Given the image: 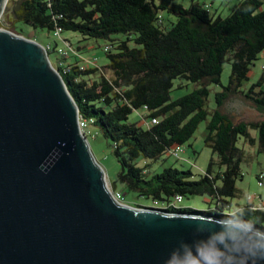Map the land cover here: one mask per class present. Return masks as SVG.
Masks as SVG:
<instances>
[{"label": "trees", "instance_id": "16d2710c", "mask_svg": "<svg viewBox=\"0 0 264 264\" xmlns=\"http://www.w3.org/2000/svg\"><path fill=\"white\" fill-rule=\"evenodd\" d=\"M263 5L264 0H241L224 17L195 0L189 7L175 0H13L7 17L11 29L20 35L24 34L17 30V22L54 32L61 28L62 33H79L84 40L111 41L105 48L107 66L97 65L95 59L89 63L79 47L71 58H60L63 66L57 70L79 107L81 119L89 121L91 131L109 142L121 164L113 192L122 193L121 185L156 205L135 207L169 213L225 220L228 214L240 212L243 220L264 231L263 208L248 200L234 202L240 196L237 183L244 178L246 146H257L258 154H264V120L234 121L223 111L225 102L238 94L264 110V74L243 89L264 53ZM163 12L177 17L171 28L165 26ZM116 35L123 37L113 38ZM64 41L72 48L69 40ZM227 63L232 65L231 79L217 93L218 109L211 111L208 84L222 85ZM178 79L201 86L173 100ZM140 110L144 111L145 127L130 121ZM153 119L158 123L151 124ZM203 121H208L206 144L223 169L215 173L213 159L199 178L190 170L174 167L158 173L156 166L162 157L187 144ZM177 196L184 200L208 196L215 207L207 211L177 209L173 207Z\"/></svg>", "mask_w": 264, "mask_h": 264}, {"label": "water", "instance_id": "95a60500", "mask_svg": "<svg viewBox=\"0 0 264 264\" xmlns=\"http://www.w3.org/2000/svg\"><path fill=\"white\" fill-rule=\"evenodd\" d=\"M80 118L47 49L0 29V264H172L224 221L117 202Z\"/></svg>", "mask_w": 264, "mask_h": 264}, {"label": "rangeland", "instance_id": "374dc122", "mask_svg": "<svg viewBox=\"0 0 264 264\" xmlns=\"http://www.w3.org/2000/svg\"><path fill=\"white\" fill-rule=\"evenodd\" d=\"M13 0H9L4 14L0 18V29L8 30L14 32L15 30L11 29V24L9 23L7 12L8 6L12 5ZM201 4H206L214 12H219L222 16L227 17L231 14L232 9L239 4L241 0H195ZM175 2L183 4L186 7H189L193 0H175ZM264 10V5L263 8ZM162 16L164 17V23L167 28H171L173 23L177 22V17L168 12H163ZM17 30L24 34L26 38L36 40L38 43L43 45L45 48H49L50 59L54 68L57 69L59 66V60L62 58L60 50L68 53V56L71 58L74 55V50H79V47L82 49L79 52L82 53V56L86 57L93 62L95 59L96 64L105 67L109 63V58L105 51L107 45L111 43L107 39H88L84 40L83 36L75 32H63L61 37L55 35L54 31H49L48 29L34 28L31 25L24 24L22 22L16 23ZM15 33V32H14ZM17 34V33H16ZM20 35V34H19ZM122 35H116L113 38H121ZM64 40H69L72 44V48L67 45ZM264 74V53H262L259 59L255 62V65L252 67L250 81L244 82L243 89L247 90L252 84L258 82V80ZM107 75L111 76V72L107 71ZM232 75V65L227 63L224 65V70L221 75L220 84L210 83L208 84L210 88V96L208 98V108L213 111L218 109L217 103V93L223 90L222 86H228ZM201 85L178 79L175 81L174 89L172 91V99L178 100L193 91H195ZM223 111L229 114L234 121H245L253 122L264 120V110L260 108L252 101L246 99L243 95H232L224 104ZM143 110L134 112L131 117V122H138L141 126H146V123L142 119ZM207 124L208 121H203L195 135L192 139L180 147V155L176 157L173 153H167L162 157V163L160 162L156 166L158 173H161L165 167H174L179 170L192 171L195 174L196 178H199L200 175L204 174L208 170L210 162L214 159L215 166L214 171L219 172L223 168L217 164L218 157L215 155L211 148L206 144V135H207ZM89 135L88 141L90 148L93 152L95 159L102 166L107 185L111 191L112 183L117 180L118 174L121 171V164L118 161V158L114 154L113 148L110 146L109 142L106 141L103 136L99 135L96 132ZM253 136L258 137V132L253 131ZM189 145H192L190 147ZM243 145V141H240V146ZM247 158L242 164V171L244 173V178L238 181L237 186L240 190V196L235 199V204L240 203L244 204L247 202L250 195H261L264 197V187L259 186L258 176L261 173H264V154H258L257 146H246ZM119 190L122 191V195L125 197V204L136 206L143 205L147 207H156L154 202L151 199H145L138 197L136 193L128 192L125 189H122V186L119 185ZM159 207V206H158ZM182 207L192 208L200 211H207L210 208L215 207V203H211V199L208 196H189L186 197Z\"/></svg>", "mask_w": 264, "mask_h": 264}, {"label": "clouds", "instance_id": "9594fccd", "mask_svg": "<svg viewBox=\"0 0 264 264\" xmlns=\"http://www.w3.org/2000/svg\"><path fill=\"white\" fill-rule=\"evenodd\" d=\"M242 213H230L208 238L194 245L184 244L173 254L172 264H259L264 261V231L243 220ZM206 248L213 251L208 253Z\"/></svg>", "mask_w": 264, "mask_h": 264}, {"label": "built area", "instance_id": "2783aa9c", "mask_svg": "<svg viewBox=\"0 0 264 264\" xmlns=\"http://www.w3.org/2000/svg\"><path fill=\"white\" fill-rule=\"evenodd\" d=\"M61 34H62V29L59 28L56 32H55V35L58 36V37H61ZM47 51L49 50V48H46ZM62 56L64 57H67L68 56V53L65 52V51H62L60 50ZM59 66H63V63H59ZM158 123V119H153L151 124H157ZM80 128L82 130V133L88 138L89 135L93 134L91 129H90V122L89 121H86V120H83L80 118ZM180 147H176L174 150H173V154L176 156V157H179L180 155ZM258 179H259V186L260 187H264V173H261L259 176H258ZM113 196H114V199L121 203V204H125V198L124 196L121 194V193H115L113 192ZM248 201L250 203H253L256 207L258 208H263L264 209V197L261 196V195H250L248 197ZM184 203V198L182 196H177L174 203H173V207L177 208V209H180L181 208V205ZM169 213V212H168ZM170 214H175V213H170ZM177 214V213H176Z\"/></svg>", "mask_w": 264, "mask_h": 264}, {"label": "bare ground", "instance_id": "6f19581e", "mask_svg": "<svg viewBox=\"0 0 264 264\" xmlns=\"http://www.w3.org/2000/svg\"><path fill=\"white\" fill-rule=\"evenodd\" d=\"M8 2H9V0H7V2H6V4H5V7H7ZM2 15H3V12H1V14H0V18H1Z\"/></svg>", "mask_w": 264, "mask_h": 264}]
</instances>
